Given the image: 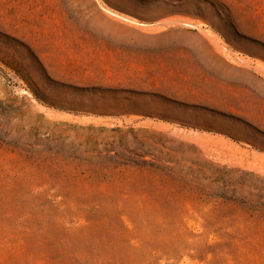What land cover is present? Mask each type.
<instances>
[{"label":"rangeland","instance_id":"rangeland-1","mask_svg":"<svg viewBox=\"0 0 264 264\" xmlns=\"http://www.w3.org/2000/svg\"><path fill=\"white\" fill-rule=\"evenodd\" d=\"M0 264H264V0H0Z\"/></svg>","mask_w":264,"mask_h":264},{"label":"trees","instance_id":"trees-1","mask_svg":"<svg viewBox=\"0 0 264 264\" xmlns=\"http://www.w3.org/2000/svg\"><path fill=\"white\" fill-rule=\"evenodd\" d=\"M112 131H117V129L114 128V129H112Z\"/></svg>","mask_w":264,"mask_h":264}]
</instances>
